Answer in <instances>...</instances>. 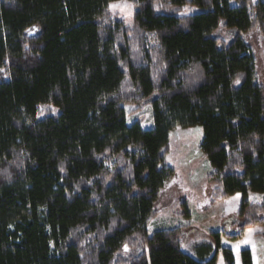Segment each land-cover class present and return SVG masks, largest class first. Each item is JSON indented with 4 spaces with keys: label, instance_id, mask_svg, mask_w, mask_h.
Listing matches in <instances>:
<instances>
[{
    "label": "trees",
    "instance_id": "obj_1",
    "mask_svg": "<svg viewBox=\"0 0 264 264\" xmlns=\"http://www.w3.org/2000/svg\"><path fill=\"white\" fill-rule=\"evenodd\" d=\"M112 1L0 0V264H235L221 239L264 226L248 200L264 195V83L242 39L264 36V1L129 0L132 28ZM191 4L202 13H164ZM127 104L151 105L154 126L129 125ZM197 126L210 206L243 200L188 254L187 228H148L175 175L169 136Z\"/></svg>",
    "mask_w": 264,
    "mask_h": 264
},
{
    "label": "rangeland",
    "instance_id": "obj_2",
    "mask_svg": "<svg viewBox=\"0 0 264 264\" xmlns=\"http://www.w3.org/2000/svg\"><path fill=\"white\" fill-rule=\"evenodd\" d=\"M259 1V0H255ZM264 1V0H263ZM110 12L114 19L123 20L127 27H134L135 5L129 0H117L110 2ZM164 13H173L176 16H191L201 14L202 10L194 5H184L168 10ZM215 35L229 42L235 38L234 30L225 29L223 24L215 31ZM242 39L251 47L255 56L256 76L260 83H264V36L259 32L250 31L242 33ZM126 113L128 124L140 121L143 129L150 130L154 126L153 107L127 104ZM42 115L58 112L53 106L41 108ZM203 128L177 127L169 136L170 148L166 157V163L174 170V176L161 190L159 200L156 203L157 216L148 228V233L153 235L155 231L176 229L183 227L188 229L186 235L185 251L193 254L195 247L207 241L208 234L229 230L234 224L243 200L242 194L222 200L214 206H210L212 186L209 184L211 176L216 173L207 156L200 150L203 141ZM248 200L251 203H262L264 195L249 193ZM187 209L190 216L186 217ZM246 230H255L260 240H264V226L250 227ZM246 232V231H245ZM245 235V234H244Z\"/></svg>",
    "mask_w": 264,
    "mask_h": 264
},
{
    "label": "crops",
    "instance_id": "obj_3",
    "mask_svg": "<svg viewBox=\"0 0 264 264\" xmlns=\"http://www.w3.org/2000/svg\"><path fill=\"white\" fill-rule=\"evenodd\" d=\"M258 233L255 230H246L244 237L235 242L222 238V247L229 248L234 253L235 264H242L241 253L247 249L252 252L254 264H264V240H260ZM217 264H224L222 254L219 255Z\"/></svg>",
    "mask_w": 264,
    "mask_h": 264
}]
</instances>
